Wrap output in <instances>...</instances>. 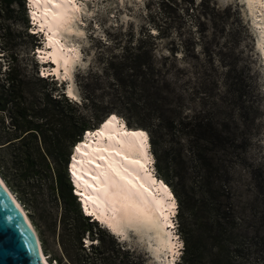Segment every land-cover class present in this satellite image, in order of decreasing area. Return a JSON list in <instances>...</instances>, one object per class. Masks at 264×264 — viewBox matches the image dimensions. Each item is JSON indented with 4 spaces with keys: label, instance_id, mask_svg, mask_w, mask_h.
<instances>
[{
    "label": "rangeland",
    "instance_id": "1",
    "mask_svg": "<svg viewBox=\"0 0 264 264\" xmlns=\"http://www.w3.org/2000/svg\"><path fill=\"white\" fill-rule=\"evenodd\" d=\"M78 2L85 5L77 21L84 33L83 36L70 35V39L73 45L78 46L80 58L73 67L72 81L68 79V82L56 86L36 77L39 66L31 56V49L36 43L34 37L26 33V4L18 0L6 6L0 0V76H4L10 66L20 64L29 92L8 96L12 102L15 101L14 104L6 103L7 98L0 95V141L12 139L18 134L11 123V114L17 113L34 100L35 95L45 91H51V96L60 100L48 104L51 108L49 113L60 112L63 117L59 126L51 128L59 136L70 130L67 116L73 106L85 117L84 130L90 131L88 135L93 134V129L101 131L113 123L97 124L107 114L103 120L122 117L132 127H127L133 130L130 132L143 134L138 136L146 137V141L147 135L150 138L156 175L170 187L178 207L177 230L183 244L180 264H195L186 252V232L210 216L209 210L200 201L197 174L203 172V168L207 172L227 169L231 174L230 184L235 198L243 205L254 198L252 190H249L251 169L264 168V63L256 49V30L248 21L244 1ZM138 43L150 47L157 62H166L171 67L170 74L178 90L184 94L183 114L196 113L217 118L229 116L236 120L241 111H248L251 120L247 126L239 124L237 130L245 132L247 141L240 147L232 148L234 151L231 154H192L188 137L181 131L160 138L156 145L152 143L148 129L137 131L135 115L127 119L128 110L123 103L122 88L113 76L112 66L115 64L112 65V61L119 60L127 45ZM69 83L77 99L76 104L71 106L59 95ZM133 96L140 104L151 98L147 92L142 93V99L139 93ZM3 106L5 109L1 110ZM35 122L41 126L39 130L49 129L44 125L47 122L45 119ZM78 138L67 140L59 154L47 158L48 169L44 168L28 140L0 150V175L26 209L44 253L49 259L56 258L57 264H156L146 239L140 240L136 231L129 229L122 237L124 239L118 237L114 240L80 216L75 200L71 202L68 199L65 204L57 192L55 178L64 173L66 156L73 150L72 157L70 155L71 169L74 155L85 144L84 139L81 146L73 148L72 144ZM202 158H212L211 163L204 165ZM33 163L36 165L31 167ZM25 168L31 169L35 175L29 179L19 177L20 170ZM68 185L65 178L62 185L64 193ZM174 189L188 199L196 214L193 219L188 217V211ZM261 232L264 233V230ZM81 235L92 245L87 247ZM118 240L125 250L116 244ZM48 262L50 264V260Z\"/></svg>",
    "mask_w": 264,
    "mask_h": 264
},
{
    "label": "trees",
    "instance_id": "2",
    "mask_svg": "<svg viewBox=\"0 0 264 264\" xmlns=\"http://www.w3.org/2000/svg\"><path fill=\"white\" fill-rule=\"evenodd\" d=\"M15 1L18 0H1L6 6ZM23 2L26 4L25 0ZM25 8L28 21L26 33L33 36L36 43L31 49V56L35 64L39 66L33 51L36 46L40 45V37L29 31L27 7L25 6ZM151 53V48L144 45V43L130 44L126 46L117 62L112 61V65L115 64V66H112L113 76L122 88L123 103L128 110L127 119L129 120L135 115L136 130L148 129L152 143L155 145L160 138L181 131L188 137L189 149L192 154H231L234 151L232 148L240 147L247 141L244 136L245 132H237L239 124L247 126V123L251 120L246 110L241 111L239 118L236 120L229 116L217 118L196 113L193 115L183 114L185 107L184 94L178 90L170 74L171 67L167 66L166 62H157ZM165 58H168V56ZM36 77L56 86L58 84L50 77H41L38 69ZM26 87V75L20 64L10 66L8 72L4 76H0V95L7 98L5 99L6 103H15V101L12 102L11 99H8V96L14 93L18 95L29 93ZM55 88V91H57V87ZM143 92H147L151 95V98L144 104H140L139 100L136 97L134 98L133 95L139 93L141 98ZM59 95L69 106L76 104L75 101H71L66 97L64 90H61ZM34 98V100L29 101L27 105L20 108L17 113L11 114V123L18 134L12 139L0 141V150H5L16 142L20 144L28 140L33 150L39 155L40 161L45 165L44 168L48 169L47 158L53 156V154H59L67 140H73L78 136V140L74 141L72 145L77 141L81 142L86 120L73 106L67 116L70 130L59 136L58 133H53L51 128L59 126L63 117L60 112L49 113L48 111L51 108H48V104L50 101L53 104V102L57 103L60 100L53 98L51 91L42 92L35 95ZM37 105L42 107H37ZM4 107L1 110H4ZM104 118L97 124L102 125L105 121H110L108 117L103 120ZM39 119H45L47 122L44 125L49 129L39 130L41 126L35 122ZM232 123L234 125H231ZM127 127L131 126L127 124ZM36 135L39 136V140ZM78 145L80 143H77ZM73 148L75 147L73 146ZM202 160L205 161L204 165H209L212 158H202ZM69 162L70 157L67 155L64 162V173H59L55 178L57 192L60 193L65 204H67L68 199L71 202L75 200L80 216L88 220L89 224L97 226L99 231L116 240L105 228L98 226L96 221H90L87 216L82 214L68 177L66 163L69 165ZM34 165L36 164H30L31 167ZM159 170H161V167H159ZM20 171L18 175L21 178L29 179L31 175H35V172H32L29 168ZM40 174L43 175L42 172ZM63 175H65L69 184L66 193L63 192L62 187L65 180ZM250 178L249 190H252L254 198L252 202H245L241 205L235 198L234 188L230 184L231 174L227 169L207 172L203 168V172L197 174L200 201L207 207L210 216L205 221L199 222L196 228H189L186 232V252L195 260V264H264V233L261 232L264 230V168H252ZM174 192L188 211V217L193 219L196 214L188 199L178 194L175 189ZM87 236L89 238V231ZM83 238L85 237H82V241ZM116 244L120 248L124 246L119 241ZM90 245H92V242L87 247ZM123 249L125 250V248ZM53 259L57 262L56 258Z\"/></svg>",
    "mask_w": 264,
    "mask_h": 264
},
{
    "label": "bare ground",
    "instance_id": "3",
    "mask_svg": "<svg viewBox=\"0 0 264 264\" xmlns=\"http://www.w3.org/2000/svg\"><path fill=\"white\" fill-rule=\"evenodd\" d=\"M28 1L31 19L41 26L39 29L45 35L43 49L38 51L39 59L47 61L51 58L55 67L45 68L46 71L55 73L59 80L67 78L71 82L72 70L80 58V52L78 46L73 45L70 35L81 36L84 33L77 24L84 11V3H79L80 0ZM93 1L98 3L100 0ZM243 1L248 21L256 30V49L264 63V0H240V3ZM49 46L51 50L46 51L45 48ZM66 92L76 96L71 83ZM118 120L111 118L110 122L113 123L101 131L93 129V134L88 135L89 130L85 133L82 137L85 144L77 146L81 148L72 160L71 182L77 190H81L80 203L84 211L93 214L121 239H124L122 237L127 230L136 231L140 240L146 239L156 264H166L162 256L164 249L172 252L174 244L170 240L172 233L166 230V226L170 223V213L175 212V199L166 200L171 198V193L163 182L153 185L155 178L151 173L152 158L146 137L130 132L124 121L119 123ZM0 183L31 227L41 261L49 264V257L43 251L26 209L1 175ZM86 243L88 245L89 240ZM174 251L178 254L177 249Z\"/></svg>",
    "mask_w": 264,
    "mask_h": 264
},
{
    "label": "water",
    "instance_id": "4",
    "mask_svg": "<svg viewBox=\"0 0 264 264\" xmlns=\"http://www.w3.org/2000/svg\"><path fill=\"white\" fill-rule=\"evenodd\" d=\"M0 264H43L31 227L1 183Z\"/></svg>",
    "mask_w": 264,
    "mask_h": 264
}]
</instances>
